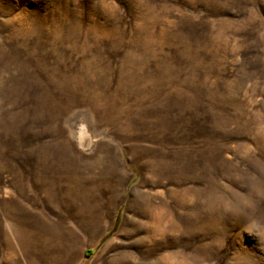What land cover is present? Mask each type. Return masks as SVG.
<instances>
[{"label": "rangeland", "instance_id": "374dc122", "mask_svg": "<svg viewBox=\"0 0 264 264\" xmlns=\"http://www.w3.org/2000/svg\"><path fill=\"white\" fill-rule=\"evenodd\" d=\"M0 264H264V0H0Z\"/></svg>", "mask_w": 264, "mask_h": 264}, {"label": "bare ground", "instance_id": "6f19581e", "mask_svg": "<svg viewBox=\"0 0 264 264\" xmlns=\"http://www.w3.org/2000/svg\"><path fill=\"white\" fill-rule=\"evenodd\" d=\"M83 132H84V131H83ZM81 134H82V133H81ZM81 134H80V135H81ZM81 137H82V140H84L86 136H85V134L83 133V134L81 135Z\"/></svg>", "mask_w": 264, "mask_h": 264}]
</instances>
